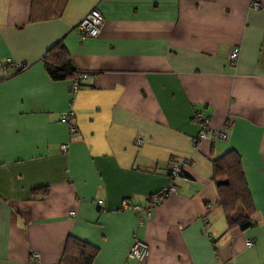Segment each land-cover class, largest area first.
Segmentation results:
<instances>
[{
    "label": "crops",
    "instance_id": "obj_1",
    "mask_svg": "<svg viewBox=\"0 0 264 264\" xmlns=\"http://www.w3.org/2000/svg\"><path fill=\"white\" fill-rule=\"evenodd\" d=\"M91 9L95 38L75 30ZM57 43L90 74L75 92L45 71ZM4 59L25 68L0 73V264H61L69 238L95 250L91 264H264V0H0ZM196 112L225 139L197 142ZM228 150L250 196L244 230L227 227L212 181ZM174 160L175 195L148 215L121 209H144ZM133 239L142 262L126 257Z\"/></svg>",
    "mask_w": 264,
    "mask_h": 264
},
{
    "label": "trees",
    "instance_id": "obj_2",
    "mask_svg": "<svg viewBox=\"0 0 264 264\" xmlns=\"http://www.w3.org/2000/svg\"><path fill=\"white\" fill-rule=\"evenodd\" d=\"M42 62L48 77L53 81L73 79L83 72L71 68L64 50L58 43L47 50L42 57ZM24 68L25 66L22 65L13 74ZM212 181L216 190L217 205L223 212L227 227H236L240 230L249 227L253 211L240 162L234 152L228 150L212 161ZM236 207H240L243 213L235 215ZM94 254L95 250L91 246L69 238L60 263L91 264Z\"/></svg>",
    "mask_w": 264,
    "mask_h": 264
},
{
    "label": "built area",
    "instance_id": "obj_3",
    "mask_svg": "<svg viewBox=\"0 0 264 264\" xmlns=\"http://www.w3.org/2000/svg\"><path fill=\"white\" fill-rule=\"evenodd\" d=\"M251 8L254 10H257L259 6L255 3L251 5ZM102 25V18L99 14V12L96 9H91L88 13H86L75 25V30L82 34L83 36L87 38H95L101 29ZM238 55V48H232L228 55H227V62L230 65H233L235 63V60L237 59ZM21 64H13L9 59H4L0 61V73L3 77H6L8 75L7 70L9 68L12 69V72L18 70L21 68ZM89 73L82 72L79 73L77 76H75L73 79H71L70 84V91L75 92L79 88H81L85 82L87 81L89 77ZM58 122L60 124H63L67 128L68 135H74L76 134V128L73 124V113L70 110H66L62 112L59 115ZM191 122L193 124H197L200 127L197 142L202 140H207L210 142H213L215 140L222 141L225 139V134L221 130H211L208 127V119L204 117L200 113H194L193 117L191 119ZM224 129L231 127L230 123H224L223 125ZM138 143V141H136ZM67 144H63L59 146V151L61 153H65L67 151ZM186 167V162L184 161H171L168 165V175H169V184L162 188L159 192L154 194L153 196H150L147 198L145 210L140 209L138 207H129L126 201L121 202V209H132L134 210L137 215L141 213V211H144L146 215H148V210L151 208H155L161 204V202L171 196L175 195L176 193V187L174 186V181L180 177L183 176L184 170ZM94 206L96 208H100L102 206L101 201H96L94 203ZM73 212H69V215H73ZM245 245L248 247L251 245V241L247 240L245 242ZM148 246L136 239H133L132 245L129 248L126 257L131 260H135L137 262H142L148 255ZM33 260H37L38 256L37 254H32Z\"/></svg>",
    "mask_w": 264,
    "mask_h": 264
},
{
    "label": "rangeland",
    "instance_id": "obj_4",
    "mask_svg": "<svg viewBox=\"0 0 264 264\" xmlns=\"http://www.w3.org/2000/svg\"><path fill=\"white\" fill-rule=\"evenodd\" d=\"M239 209V210H242L240 207H236V210ZM243 213V211H241Z\"/></svg>",
    "mask_w": 264,
    "mask_h": 264
}]
</instances>
